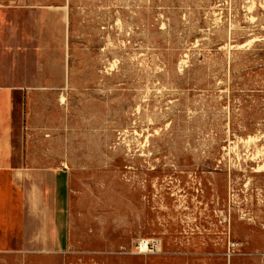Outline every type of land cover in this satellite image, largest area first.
<instances>
[{
    "label": "rangeland",
    "instance_id": "1",
    "mask_svg": "<svg viewBox=\"0 0 264 264\" xmlns=\"http://www.w3.org/2000/svg\"><path fill=\"white\" fill-rule=\"evenodd\" d=\"M34 1L67 53L27 117L67 242L0 264H264V0Z\"/></svg>",
    "mask_w": 264,
    "mask_h": 264
},
{
    "label": "crops",
    "instance_id": "2",
    "mask_svg": "<svg viewBox=\"0 0 264 264\" xmlns=\"http://www.w3.org/2000/svg\"><path fill=\"white\" fill-rule=\"evenodd\" d=\"M52 20L47 5L0 0V252L67 242L70 174L36 154L27 132L31 107L66 86L65 42Z\"/></svg>",
    "mask_w": 264,
    "mask_h": 264
},
{
    "label": "built area",
    "instance_id": "3",
    "mask_svg": "<svg viewBox=\"0 0 264 264\" xmlns=\"http://www.w3.org/2000/svg\"><path fill=\"white\" fill-rule=\"evenodd\" d=\"M141 244H144V247H146V248H149V247H150V243H149V242H146V241H145V242H143V243H141ZM141 244H140V245H141Z\"/></svg>",
    "mask_w": 264,
    "mask_h": 264
}]
</instances>
